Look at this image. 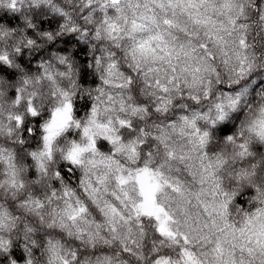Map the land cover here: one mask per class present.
I'll list each match as a JSON object with an SVG mask.
<instances>
[{"label": "clouds", "instance_id": "clouds-1", "mask_svg": "<svg viewBox=\"0 0 264 264\" xmlns=\"http://www.w3.org/2000/svg\"><path fill=\"white\" fill-rule=\"evenodd\" d=\"M0 264H264V0H0Z\"/></svg>", "mask_w": 264, "mask_h": 264}]
</instances>
